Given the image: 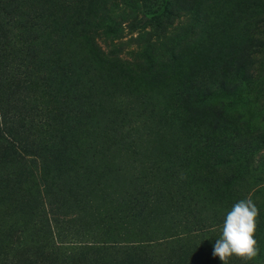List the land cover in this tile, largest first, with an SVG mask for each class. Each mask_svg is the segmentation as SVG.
I'll return each mask as SVG.
<instances>
[{"label": "rangeland", "instance_id": "rangeland-1", "mask_svg": "<svg viewBox=\"0 0 264 264\" xmlns=\"http://www.w3.org/2000/svg\"><path fill=\"white\" fill-rule=\"evenodd\" d=\"M26 1L40 10L44 30L34 29L32 23L39 22L36 21L39 18L26 19L18 10L10 14L0 12V46L8 52L3 42L10 39L9 45H13L10 54H0V72L17 79L15 86L18 85L19 93L26 87L20 95L29 91L32 100L42 96L38 106L54 118L51 106L71 109L76 103L69 98L56 103L47 98L46 91L55 87L58 92L64 84L74 85L88 89L84 91L91 98L89 103L83 104L85 109L98 111L105 105L124 111L135 127H139V137L132 151L111 157L109 169L120 179L122 191L133 186L131 178L136 176L133 172L148 173L150 169L146 167L150 163L158 162L157 158L165 160L167 153L176 152L185 140L201 139L205 129L248 137L247 146L236 148L214 168L202 167L201 173L206 179L205 187L215 182L214 173L232 175L230 182L219 181L226 195L223 202L231 198L236 202L251 199L259 209L257 223L264 235V49L249 56L253 61L247 79L234 76V71L230 70V63L244 56L242 49L254 27L258 30L253 35L264 39V0ZM81 12L88 15L90 23L74 25L76 18L82 17ZM33 34L36 37L30 40L27 36ZM27 44L39 50L36 55L23 49ZM44 47L48 51H42ZM29 63H38L35 68L48 78V86H43L37 72L25 73L24 68ZM203 67L207 68L206 72ZM79 72L91 83L85 82L83 77L77 79ZM223 77H232L228 80L229 89L218 85ZM201 78L208 79L210 86L193 85L194 80ZM53 97L58 98L56 94ZM149 110L152 111L150 116L146 113ZM214 111L220 112L215 120L211 117ZM191 122L200 127L192 125L190 128ZM155 169L156 166L152 171ZM9 173L7 177L11 178ZM149 178L152 180L150 191L157 193L158 190L160 194L150 196V200L157 199V204L142 212V219L148 236L157 237L148 246L145 242V250L156 264L175 248V243H158L164 239L158 233H168L167 227L173 220L182 222L180 204L186 194H179L178 183H169L161 173ZM110 187L118 189L116 182ZM47 197L45 204L53 207ZM15 200L17 208L11 203L0 205L1 215H4L0 228L20 232L14 236H18L20 243L7 254L12 262L31 254L35 242L27 226L28 216L21 214L23 199ZM220 201L218 198L217 203ZM173 202L176 206L169 211L167 205ZM234 204L227 202L222 209L228 213ZM197 205L192 199L190 207ZM219 208L199 206L193 210L194 217L190 220L211 224L213 217L219 215ZM75 212L73 208L61 216L64 220L68 218L58 226V230L68 229L65 233L70 234L66 240L125 239L124 224L119 223L117 232L111 235L104 222L94 219L91 209L80 208L78 216ZM126 215L119 210V213H110V217L105 214L103 217L106 221H125ZM120 232L124 233L120 235ZM91 250H96L94 255L105 264L122 255V248ZM259 252L264 254V245Z\"/></svg>", "mask_w": 264, "mask_h": 264}, {"label": "trees", "instance_id": "trees-1", "mask_svg": "<svg viewBox=\"0 0 264 264\" xmlns=\"http://www.w3.org/2000/svg\"><path fill=\"white\" fill-rule=\"evenodd\" d=\"M89 2L90 0L87 3ZM17 10L26 19L39 18L36 20L39 22L32 23L34 29L44 30L43 21L41 16L39 17L41 12L30 1L0 0V12L10 14ZM81 14L82 17H77L74 25L90 23L88 15L82 12ZM255 30H258L257 27H254L253 32L247 37L248 44L246 43L242 49L244 56L241 55V60L237 59L230 63V70L234 71V76L243 80L250 76L249 66L253 61L249 58L251 53L264 49V39L254 36L253 33L257 32ZM27 37L31 40L36 35ZM10 42V39L3 42L2 45L7 47L8 52L0 46V54L11 53L13 45H9ZM23 49L33 56L39 51L31 44L23 46ZM42 51L48 50L44 47ZM36 65L38 63L27 64L24 68L25 73L37 72L43 80V86L49 85L46 84L48 78L35 68ZM202 70L206 72L207 68L203 67ZM81 77L85 82L91 83L79 72L77 79ZM231 79L232 77H223L218 80V85L229 89L228 80ZM16 81L15 77H5L0 72V205L11 203L17 208L18 203L15 199H23L21 214L28 216L27 226L30 227L35 242L31 254L12 262L7 254L9 249L12 250L13 246L20 243L18 236L14 238L20 232L16 229L0 228V264H105L100 257L94 255L96 250H91L104 248L113 250L122 248V255L113 258L110 264H153L145 250V244L148 246L156 241L157 237L148 236L149 231L147 225H144L142 212L145 213L151 205L157 204V199L150 200V196L153 197L160 192L158 190L157 193L152 192L150 191L152 187L148 188L152 184L149 177L157 172L167 177L169 183L176 181L180 187L178 193L182 196L186 194V197H183L180 204L184 216L182 222L170 220L168 222L172 224L167 227L168 233H158L164 237L158 243L176 245L171 253H168L169 256L156 264H223L219 257L213 256V247L222 235V226L227 214L222 206L227 205V202L228 204L237 202L233 198L223 202L226 195L219 181L230 182L233 176L229 174L219 176L214 173L215 182L205 187L206 179L201 173V168L216 167L236 148L247 146L248 137L241 138L236 133H217L205 129L206 132L201 133V139L185 140L176 152L169 151L165 160L157 158L158 162L150 163L146 167L150 169L148 173L133 172L136 175L131 178L133 186L122 191L119 188L120 179L115 177V171L109 167L112 163L111 157L115 153L119 155L124 151H132L139 137V127H135V123L126 117V113L115 109V106L107 108L105 105L100 106L98 111L85 109L82 107L83 104L89 103L91 98L90 94L84 91L88 89L83 87L82 90L78 86L64 84L58 92L55 87L49 88L45 95L49 100L54 99L56 103L69 98L76 105L71 109H66L65 106H61L62 108L51 106L54 114V118H51L46 109L38 106L42 96L32 100L33 96L29 91L20 95L26 87L22 86L20 90L22 92L19 93L18 85L15 86ZM208 81L201 78L194 80L193 85L210 86ZM55 90L57 93H54ZM54 94L57 95V99L53 97ZM146 113L150 116L152 111ZM219 113L212 112V119L215 120ZM136 114L135 112V116ZM56 117L59 119L55 120ZM192 125L193 128L200 127L191 122L190 128ZM9 161L10 164L7 165ZM164 164L168 167H162ZM155 166L156 169L152 171ZM8 172L11 178L7 177ZM113 182H116L117 190L110 187ZM46 195L53 202V207L45 204ZM114 196L117 198H113ZM218 198L221 200L220 203H217ZM192 199L198 204L196 207H190ZM207 205L212 208L220 207L219 215L213 217L211 224L190 220L194 217L195 208ZM174 206L176 202L172 205L169 203L167 208L170 211ZM82 207L91 209L95 214H92L94 219L104 222L105 229L110 230L111 235L117 232L119 223L124 224L125 239L105 242L66 240V236L70 234L65 233L68 229L58 228L64 221L67 222L68 218L64 220L61 216L73 208L78 216L77 212ZM119 210L127 214L125 221L104 219L103 214L108 217L110 213H119ZM3 217L0 210V224ZM122 233L124 232L119 234ZM255 239L261 248L264 245V235L258 223ZM260 253L251 261L233 256L227 264H264V254Z\"/></svg>", "mask_w": 264, "mask_h": 264}, {"label": "clouds", "instance_id": "clouds-1", "mask_svg": "<svg viewBox=\"0 0 264 264\" xmlns=\"http://www.w3.org/2000/svg\"><path fill=\"white\" fill-rule=\"evenodd\" d=\"M259 209L251 199L235 203L226 214L222 235L213 247V256L219 257L223 264L236 256L244 261L254 260L259 255L255 239Z\"/></svg>", "mask_w": 264, "mask_h": 264}]
</instances>
